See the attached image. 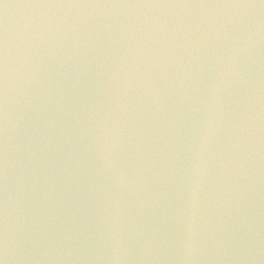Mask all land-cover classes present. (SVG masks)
Masks as SVG:
<instances>
[{"label": "water", "instance_id": "95a60500", "mask_svg": "<svg viewBox=\"0 0 264 264\" xmlns=\"http://www.w3.org/2000/svg\"><path fill=\"white\" fill-rule=\"evenodd\" d=\"M4 264H264V0H0Z\"/></svg>", "mask_w": 264, "mask_h": 264}, {"label": "snow or ice", "instance_id": "6c2138e0", "mask_svg": "<svg viewBox=\"0 0 264 264\" xmlns=\"http://www.w3.org/2000/svg\"><path fill=\"white\" fill-rule=\"evenodd\" d=\"M0 264H4V261L2 259H0Z\"/></svg>", "mask_w": 264, "mask_h": 264}]
</instances>
